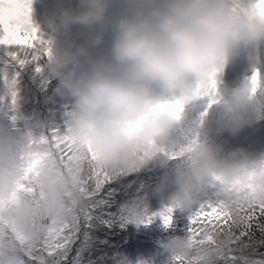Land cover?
<instances>
[{
    "label": "clouds",
    "instance_id": "clouds-1",
    "mask_svg": "<svg viewBox=\"0 0 264 264\" xmlns=\"http://www.w3.org/2000/svg\"><path fill=\"white\" fill-rule=\"evenodd\" d=\"M57 26L65 41L50 52L45 67L58 80L53 97L71 99L66 130L77 158L62 172L48 155L37 170L36 194L19 192L25 175L20 151L33 136L0 123V264H25L26 250L45 236L43 218H73L84 202L76 184L79 158L89 150L99 167L124 175L154 160L167 167L181 145L172 133L185 108L209 98L213 79L216 100L225 65L245 47L264 43V5L256 0H75L61 9ZM257 93L249 80L231 97L232 135L258 122ZM174 103L179 109L167 107ZM184 149H189L186 163L175 168V190L165 196L169 205L191 211L217 177L222 182L217 190L231 189L232 200L249 207L264 203V153L252 157L239 148L222 156L199 140ZM32 151L48 149L39 145ZM165 189L162 182L156 192L164 196ZM126 207L134 221L145 214L136 205ZM231 240L226 233L214 245L197 248L188 235H173L160 247L166 264L173 257L218 264Z\"/></svg>",
    "mask_w": 264,
    "mask_h": 264
},
{
    "label": "rangeland",
    "instance_id": "rangeland-1",
    "mask_svg": "<svg viewBox=\"0 0 264 264\" xmlns=\"http://www.w3.org/2000/svg\"><path fill=\"white\" fill-rule=\"evenodd\" d=\"M236 2L247 3L248 0H236ZM73 4H75V0H31V26L36 29L37 36L43 42V46L50 49V52L62 47L64 44L65 37L58 29V19L61 9ZM106 48L107 44L101 46L100 50ZM13 52H16L17 57H19L20 53L17 49L0 45V123L7 124L13 132L17 130L31 132L34 139L47 136L53 130L65 131L69 118L68 113L72 109L70 98H63L62 103L59 105L63 120L62 124L56 126L55 129H53L54 125H52V128L49 123L51 122L49 121L50 117L53 119L54 115H44L41 118L39 112L41 113L42 109H38V106L35 107L38 89L41 91L49 84L50 79H56L48 73L45 67L49 55L45 54L36 59H28L30 62L28 63L27 60L23 64H32L31 74L26 73L20 77L17 72L13 71V69L19 68V64H21L17 58L13 57ZM9 67L13 69H9ZM254 71L264 73V43L245 47L240 55L234 57L225 65L217 77L218 91L216 92L215 103L210 104L209 98H205L200 103H192L185 108L183 119L176 125L172 133L174 137L181 140V145L176 149V153L186 148L194 140L207 143L222 156H230L239 148L246 149L252 157L264 153V87L259 88L257 93L260 98L257 108L259 113L258 122L253 126L245 127L237 135H232L228 131L233 112L231 97L236 90L250 80ZM27 88L30 89L29 96L26 94ZM13 93H15L14 96ZM45 96L47 97V94ZM249 144H254L256 147L247 149ZM180 159L182 160L178 161L179 163H169L168 168H166L167 171L163 174L164 176L170 174L169 185L165 189L164 196L157 192L142 194V192L132 190L131 182L136 180L134 177H129L122 182V185L114 181L113 183L118 185L120 189L123 186L124 193L115 208L116 210L113 207V211H119L121 208L132 204L143 209L147 215H155L161 212L169 205L165 196L175 190L172 183L174 171L178 165L186 163V154ZM156 161L159 160L153 162ZM159 185H155V188ZM126 187L128 188L126 189ZM214 198L215 189L209 185L202 194L201 200ZM189 215L190 211L176 208L173 225L169 228H165L158 215L150 224L137 223L132 219H127L113 223L110 229L104 226L97 227L95 236L101 241H107V244H98L91 255L85 253V264L88 259L95 260L97 264H100L99 258L105 253L109 257L106 264H113L111 258L117 254L121 257V264H138L140 261H145L147 264H157V260L162 253L161 241L169 236L185 235L183 225L188 226ZM252 223H264V221L262 217L257 216ZM258 225L254 224L253 228L256 229ZM239 226L241 224L234 228ZM232 231L237 236L235 230L232 229ZM238 236H240V233H238ZM248 236L249 239L245 240L243 245L240 246L246 245V248H240L239 252L244 255L255 249L261 252L264 244L256 241L252 245V235ZM78 247L79 242L73 245V250L69 254V262L75 256ZM249 259L264 261V257H251Z\"/></svg>",
    "mask_w": 264,
    "mask_h": 264
},
{
    "label": "snow or ice",
    "instance_id": "snow-or-ice-1",
    "mask_svg": "<svg viewBox=\"0 0 264 264\" xmlns=\"http://www.w3.org/2000/svg\"><path fill=\"white\" fill-rule=\"evenodd\" d=\"M256 3L264 5V0H256ZM30 5L31 0H0V45L17 49L20 53L19 57L16 52L12 55L21 64L28 59H36L45 54L50 55V49L43 46L36 29L31 26ZM250 82L254 90L264 87V73L254 71ZM214 87L215 80L213 79L209 85L210 90L206 93L210 104L216 102L211 91ZM167 107L179 109L180 106L179 103H174ZM39 145H45L48 149L47 153L32 151ZM188 150L182 149L169 157L171 159L182 158ZM77 152L78 149L68 130L63 132L53 130L49 135L41 136L39 139L31 138L29 144L20 151V159L25 165V175L24 182L18 186V191L36 194L37 170L48 155L59 162L61 171L64 172L77 158ZM79 159L80 167L76 184L83 194L84 202L75 207V214L70 221L58 222L49 217L43 218L41 223L46 227L45 236L37 245L26 250L25 264H85V253L91 255L98 244H107V241H101L95 236L98 226L102 225L110 229L115 222L132 219V213L127 207L113 211V203L117 194V188L113 187V182L124 174L99 167L91 150L87 157L81 156ZM221 183L220 178L217 177L216 181L210 184L215 189V198L200 200L198 205L190 211L188 226L184 231L197 248L214 245L217 236H223L226 233L232 236L231 244L239 247L242 243L241 237L247 232L241 231L240 236H235L232 229L239 224H243L246 229L251 228L252 221L257 216L264 217V203L249 207L239 200H232L231 189H225L224 192L217 190ZM69 203L72 202L69 201ZM229 205L235 209V215ZM176 208L174 205H167L155 215H147L144 212L145 214L136 222L150 224L158 215L165 228L172 227ZM225 225L228 226L227 231ZM260 227L264 231V226ZM77 242H79V247L76 248V254L69 262V254ZM232 251L230 248L226 254L221 255L218 264H264V261L260 260L237 258L231 255ZM108 259L106 253L103 254L99 258L100 264H106ZM111 259L113 264H121V257L118 254ZM86 264H97V261L88 259ZM172 264H189V261L173 257Z\"/></svg>",
    "mask_w": 264,
    "mask_h": 264
},
{
    "label": "trees",
    "instance_id": "trees-1",
    "mask_svg": "<svg viewBox=\"0 0 264 264\" xmlns=\"http://www.w3.org/2000/svg\"><path fill=\"white\" fill-rule=\"evenodd\" d=\"M29 62H30V60H28V63ZM31 65L32 64H30V65L19 64V68L13 69L12 67H9V69L12 68L13 71L17 72L19 74V76L21 77V76L25 75L26 73L28 75L31 74L30 73V71L32 69ZM23 79H26V78H23ZM57 83H58L57 79H50L49 84L44 89H42L41 91H39V89H38L37 97H36V103H35L36 108L38 106V109H42V112L40 113L41 118H42V116H44L43 112H48L47 115H50V116L54 115L53 119H52V117L48 116V117H50L49 121H51V122H49L50 126L54 125V128L52 126L53 129H55L56 126L61 125L62 124L61 122L63 120V118L60 115L61 109L59 106L62 103L60 100L61 99L63 100V98H61L59 96L53 97V90L55 89ZM26 94L29 96V94H30L29 88L26 89ZM46 94H47V97L45 96ZM168 160H169V163H173V162L179 163L178 161H181L182 159H180V158L171 159L170 158ZM166 168H168V167L161 166L159 161H156V162L150 163L147 167H145V169H141L138 173L129 174V175H122V176L118 177L116 180V183L119 185H122V182L126 181V179H128L129 177H131V178L134 177L136 180H135V182H131L132 190L133 189L137 190V192H142V194L156 193L155 185L157 186L161 182H166V188L169 185L170 174L167 176L163 175L164 172L167 171ZM126 184H127V182H126ZM146 184H147V186H146ZM113 187L117 188L116 198H115V201L113 203V207L115 209L123 197V193H124L123 190L124 189H123V186H122V189H120L118 187V185H116L114 183H113ZM127 188L128 187H126V189ZM262 219L264 221V217H262ZM182 223H185V222H182ZM254 224H259L256 229L253 228ZM260 226H264V223H252L251 228H247V229L245 228V226L243 224H241V226H239L237 228H233L235 230L237 236H238V233H240L241 231H246L247 234L241 237L242 243L239 245V247L236 244L230 245V248L233 250L231 255H233L237 258L246 257L248 259L251 257L252 258L264 257V247L261 250V252L256 250V249L251 250L250 253L245 254V255L241 254L239 252L240 248L241 249L246 248V245L242 246V247H240V246L243 245L245 240L247 241L249 239L248 235H252V237H251L252 245L256 241L264 244V231H262ZM98 227H103V226H98ZM183 227H184V229L187 228L186 225H183ZM225 230H227V226H225ZM166 238H168V237H166ZM166 261H167V254L162 251L160 258L157 260V264H166Z\"/></svg>",
    "mask_w": 264,
    "mask_h": 264
},
{
    "label": "bare ground",
    "instance_id": "bare-ground-1",
    "mask_svg": "<svg viewBox=\"0 0 264 264\" xmlns=\"http://www.w3.org/2000/svg\"><path fill=\"white\" fill-rule=\"evenodd\" d=\"M48 73H49V71H48ZM60 101L62 102V99H61ZM43 114H44V115H47L48 112H43ZM39 115H40V112H39ZM255 144H256V143H255ZM253 147H256V145H254V144H249V145L247 146V149H250V148H253Z\"/></svg>",
    "mask_w": 264,
    "mask_h": 264
}]
</instances>
